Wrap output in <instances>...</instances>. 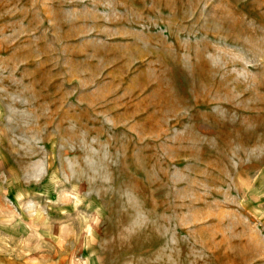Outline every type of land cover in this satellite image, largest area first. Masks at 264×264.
<instances>
[{"label": "rangeland", "instance_id": "1", "mask_svg": "<svg viewBox=\"0 0 264 264\" xmlns=\"http://www.w3.org/2000/svg\"><path fill=\"white\" fill-rule=\"evenodd\" d=\"M0 264H264V0H0Z\"/></svg>", "mask_w": 264, "mask_h": 264}]
</instances>
